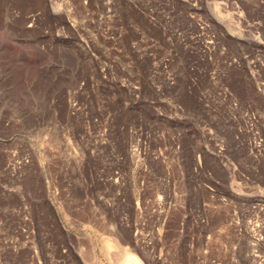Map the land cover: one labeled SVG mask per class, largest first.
Returning <instances> with one entry per match:
<instances>
[{
  "label": "rangeland",
  "instance_id": "1",
  "mask_svg": "<svg viewBox=\"0 0 264 264\" xmlns=\"http://www.w3.org/2000/svg\"><path fill=\"white\" fill-rule=\"evenodd\" d=\"M264 264V0H0V264Z\"/></svg>",
  "mask_w": 264,
  "mask_h": 264
},
{
  "label": "bare ground",
  "instance_id": "2",
  "mask_svg": "<svg viewBox=\"0 0 264 264\" xmlns=\"http://www.w3.org/2000/svg\"><path fill=\"white\" fill-rule=\"evenodd\" d=\"M123 260L124 262H126L127 264H138L140 263L138 260H137V257L133 255V253L131 254V252H126L123 254ZM124 264V263H122Z\"/></svg>",
  "mask_w": 264,
  "mask_h": 264
}]
</instances>
